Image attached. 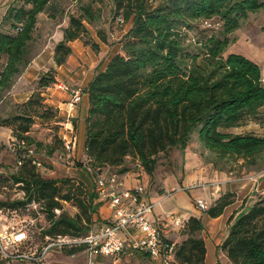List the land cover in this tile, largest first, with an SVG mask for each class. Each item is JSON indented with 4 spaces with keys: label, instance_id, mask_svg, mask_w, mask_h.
Returning <instances> with one entry per match:
<instances>
[{
    "label": "trees",
    "instance_id": "16d2710c",
    "mask_svg": "<svg viewBox=\"0 0 264 264\" xmlns=\"http://www.w3.org/2000/svg\"><path fill=\"white\" fill-rule=\"evenodd\" d=\"M49 2L25 0L24 5L31 8L6 10L0 25V56L6 57L0 72V94L9 91L28 66L37 16ZM112 2L114 22L121 17V25L130 22V27L117 42L119 52L103 70H97L83 91L89 108L81 171L89 188L82 182L77 186L83 190L80 195L73 190L61 195L68 181L47 180L39 175L34 163H38L35 153L40 144L29 133L36 119L49 122L58 115L57 109L44 103L41 92H33L16 114L0 119V127L12 132L11 146L18 163L23 160L10 179L24 193L22 200L0 201V208L14 211L33 202L41 203L50 223L44 238L86 235L106 222L103 218L91 221L99 208L107 207L97 195V175L106 169L118 175L128 173L127 158L135 159L146 175L152 176L157 156L172 149L184 151L194 133L202 147L218 160L239 159L254 165L264 154V135L229 132L250 120L264 127V116H260L264 109V67L242 55L225 53L231 44L230 36L250 15L264 10V0ZM54 17L52 14L51 19ZM98 17L92 3L68 14L62 40L54 48L57 67L71 55L70 43L85 38L86 24L94 23ZM212 20L219 24L216 32L201 27L202 22ZM3 22L9 24L11 32L2 31ZM55 73L51 68L43 74L38 89L54 87ZM60 141L64 150L61 138ZM85 163L90 171L83 168ZM235 200L232 193L222 194L206 215L211 219L220 217ZM72 201L85 216V227L81 216L70 218L61 213L54 220L62 209L61 202ZM243 209L228 221V234L217 247L218 256L223 253L225 261L219 259L215 264H264V195L258 194L252 205ZM203 231L201 218L191 217L186 232L189 237L178 249L163 238L167 246L173 245L170 264H205L204 241L195 236ZM80 251L77 248L67 253ZM15 261L0 256V264Z\"/></svg>",
    "mask_w": 264,
    "mask_h": 264
},
{
    "label": "rangeland",
    "instance_id": "374dc122",
    "mask_svg": "<svg viewBox=\"0 0 264 264\" xmlns=\"http://www.w3.org/2000/svg\"><path fill=\"white\" fill-rule=\"evenodd\" d=\"M24 1L25 0H2L0 2V7L3 8V12H6L9 7L20 8L24 6L26 9L32 7L31 5H24ZM88 3H92L93 9L97 12L99 17L94 23L86 24L88 35L76 42L78 49L82 51L80 59L83 66L86 68L85 70L105 59L106 54H95L97 53L96 51L99 50V45L103 48H112L116 45V49L119 50V43L117 42L127 32L130 22L124 23V25L119 24L118 21L114 22L115 8L112 0H50L45 10L37 16L35 31L33 32L34 38L29 45L28 59H32L37 55L45 43L46 54L44 58L46 59L49 57V54L53 57L54 48L62 37V30L68 25V14L75 12L78 8ZM52 14L55 16L54 19H51ZM200 25L202 28L210 31L214 30L216 32L219 29L217 20L202 22ZM2 26V31L11 32L8 23L3 22ZM58 26H61L60 29H58ZM57 29L60 30L61 33H57ZM100 33L105 37V41L101 40ZM230 40L231 44L226 49V54L242 55L260 67H264V10L250 15L240 28L230 36ZM96 43H98V45ZM68 59L70 60L71 58H67L66 64L69 63ZM81 61H79V63ZM45 73L46 72L40 71L39 74L36 72L33 74V79H29V81H32L29 86V91L32 93L41 92L44 103L53 107L51 102H56V97L61 92L57 91L52 85L45 90L38 89V81ZM61 81L64 80L61 79L59 82ZM16 83L17 80L13 84L15 85ZM62 83L67 85L66 82ZM23 86L24 87L20 86L19 90H15V92L19 94L28 93L26 85ZM25 88L26 92L23 91ZM10 91L11 90L4 91L0 94V118H8L16 114L19 106L22 105L10 100V95L8 94ZM80 104V108L78 107L80 112L77 117V130L74 137L77 155L70 157L62 148V143L60 141L62 129L60 123L62 121L59 119L58 115L56 119L49 122L36 119L29 133L34 142L40 144V147H38L35 153V159L39 163V166H37L39 175L47 180H66L69 182L63 185L61 195L66 194L69 190H73L75 194L80 195V192L83 190L77 186L78 184H82V182L89 188L86 177L81 171V162L84 160V116L87 107L84 97ZM260 116H264V109L261 110ZM74 127L75 124L72 123V128ZM1 132L2 131H0V133ZM229 132L233 134L252 133L262 136L264 135V127L260 125L259 121L250 120L243 126L230 130ZM11 143L12 141L6 145H0V201L22 200L24 198V193L20 189L21 187L15 185L10 179L11 174H15L19 171L23 161L20 159L21 164L18 163L19 160L17 156H15ZM125 165L129 170V174L135 176L134 178L140 177L141 183L143 185H148V190L151 195L154 198H158L159 201L166 198L167 194L173 193L168 199L170 201L164 204L165 208H168L167 205L169 203H175V198L178 194H182L186 198L187 203L190 205V209L182 208L176 213H173L171 210L167 213H163V215H161L162 217H160L163 218L161 224L166 226L161 230L162 234L166 240L175 244L176 249H178L189 237L186 233L189 219L197 213H202L198 210L196 201L190 197V194H197L204 190L206 186L205 182L213 180L212 178L215 179L216 176V179L223 182L220 183V186L222 184L225 186L231 184L233 181H242L243 178L254 176L258 186L255 187L253 191V202L258 194L264 195V154L257 159L254 165L239 159L218 160L216 156L202 147L195 133L192 135L184 151L172 149L158 155L152 176L146 175L139 163L133 158H127L125 160ZM114 170L118 171L119 169ZM191 176L192 178L195 177V179L190 180ZM241 186H244V184ZM246 188L252 189V185H248ZM231 190L229 186L224 187L220 195L232 193ZM232 194L236 196L235 193ZM82 196L81 194V197ZM247 199L248 196L245 198V201H247ZM165 200L166 199H164V201ZM245 204L246 202L242 203L238 210L244 208ZM61 207L62 209L56 213L54 220L57 219L59 214L64 213L70 218L81 216V225L83 227L87 225L85 216L78 209L75 201L68 203L61 202ZM42 208L43 205L36 202L26 206V208L14 211L7 208H0V231L6 228H8L9 231L12 228L15 230L22 228L29 230L32 238L30 243H27L26 247L34 251L35 248L45 244L43 232L50 227V223L45 213H43ZM171 214H173V219L171 218ZM105 216V209L99 208L98 212L91 216V221L94 222L99 218H105ZM176 218L182 222L181 225H175L174 222ZM205 224H207V221H205ZM208 227L207 224L206 231L195 234L196 238L211 239L212 242L216 241L219 236H214L212 229ZM208 245L210 246V244ZM209 252L210 258L208 259V263H210L211 258L215 257L210 249ZM70 256L71 255L66 251L63 252L54 249L38 262L15 261L13 264H83V258L80 253H76L74 258ZM221 260L225 261L223 256ZM114 261H116L115 264H151L146 257L137 258L136 256L133 258L127 257L124 254L118 256L116 260L114 258L100 259L99 264H114Z\"/></svg>",
    "mask_w": 264,
    "mask_h": 264
},
{
    "label": "built area",
    "instance_id": "2783aa9c",
    "mask_svg": "<svg viewBox=\"0 0 264 264\" xmlns=\"http://www.w3.org/2000/svg\"><path fill=\"white\" fill-rule=\"evenodd\" d=\"M118 23L123 24V19L118 18ZM56 89L68 94L67 101V119L62 128L64 135L61 137L64 144V151L70 157H73L74 129L70 121V114L81 102L82 91L71 88L62 82L56 81ZM32 154V151H29ZM39 166V163H34ZM84 164L83 168H87ZM89 171L91 169L87 168ZM99 170H94L98 172ZM140 181V177H137ZM96 191L98 197L106 201L107 207L112 211L113 217L102 223L98 227H93L88 234L73 237L69 235L44 238L45 244L38 248H27L32 238L29 230L24 228L10 231L6 228L0 231V256L5 260L38 262L51 250L58 249L69 251L80 248L85 255V264H99L103 258L116 259L121 254L127 257L141 255L146 257L151 264H170L173 261V245L167 246L163 241V236L157 226L149 219L155 206L158 203H149L145 196L147 195L146 186L141 182L135 188H125L119 175L102 170L97 175ZM173 193L166 195L169 199ZM198 210L206 213L209 205L202 201H196ZM172 219L174 218L171 215ZM175 225L179 226L182 222L176 218ZM32 245V244H31ZM76 253L71 254V258Z\"/></svg>",
    "mask_w": 264,
    "mask_h": 264
},
{
    "label": "crops",
    "instance_id": "0c3cea01",
    "mask_svg": "<svg viewBox=\"0 0 264 264\" xmlns=\"http://www.w3.org/2000/svg\"><path fill=\"white\" fill-rule=\"evenodd\" d=\"M1 1L2 0H0V2ZM4 14H5V11L3 12V8L0 7V25L2 23V19H3ZM58 27H59L58 29H60L61 26H58ZM58 29L56 30L57 33L60 32V30H58ZM61 40H62V37L60 38L59 42ZM77 41L70 43L71 55L68 58H71V59L70 60L68 59L69 63L68 64L65 63L64 65H62L60 67H57L55 65V63L53 61V57L51 54H49L48 55L49 57H47L46 59L44 58V55L46 54V46H45L46 43L43 44V47L40 50V52L30 60L26 69L16 79L17 83L15 85L14 84L12 85V88L10 89L11 91L8 93L10 95V100L12 102L19 103V104L25 103L32 94V92L29 91V86L32 83V81H29V79H31V78L33 79V74L35 72L37 74H39L40 71L47 72L51 68H53L56 71V73H55L56 81L59 82L62 79L64 81H61V82H66L67 85H69V86L72 85L71 88L72 87L79 88L83 92L85 90V88L87 87V85L90 83V81L94 78L97 70H103L105 68L106 64L108 63V61L110 60V58L119 52V50L116 49V45L113 46L112 48H107V47L103 48L99 45L98 46L99 50H97L96 51L97 53H95V54L96 55L99 53H100V55L106 54L105 59L103 61H99L98 63H95L91 68H88L87 70H85L86 68L83 66V63L80 59L82 51H80V49H78V45L76 44ZM96 44L98 45V43H96ZM79 61H81L80 62L81 64L79 63ZM5 64H6V57L0 56V72L3 70ZM78 84H79V86H78ZM23 85H26L28 93H23V94L16 93L15 90H19L20 86L24 87ZM26 88L23 90L24 92H26ZM56 90L59 91L58 89H56ZM83 97L86 99V104H87L86 113L84 116V118H85L84 121H85L86 117H87L88 108H89V101H88L87 95L82 93L81 102L83 100ZM68 98H69L68 94H66L65 92H61L56 97V102H54V101L51 102L52 106L55 109H57L59 112L58 116H59V119H61V121H62L60 123V125H61L60 127H62V125L65 124L66 119H67V114H68L67 101H68ZM80 103L77 105V107L74 109V111L71 112V114H70V121L75 124V127L73 128L74 129V134L72 135L73 138L75 137V133L77 130V117H78V113L80 112V109H79L81 106ZM0 119L2 120L5 118H0ZM84 126H85V124H84ZM0 131H2L0 133V145H6V144L10 143L11 141H13L12 132L10 129L0 127ZM63 131L64 130L62 128L60 138L64 135ZM85 139H86V136H85ZM84 145H85V141H84ZM73 155H77V150H76L75 144L73 145ZM132 176L133 175L132 174L130 175L129 172L126 174L119 175V178H120L121 182L123 183V185L125 186V188H128V189L135 188L136 186H138L140 184L141 180L139 181L137 179V177L134 178L135 176H133V177ZM216 178L217 177L215 176V179L212 178L213 180H210L209 182H205L206 186H205L204 190H202V191L199 190L200 192H198L197 194H190V197L193 198L194 201L202 200V201L206 202L209 206H211L221 196L220 194L223 192L224 187L229 186V189H232L231 190L232 193H235L237 196L235 202L231 206L227 207L223 211V214L218 218L211 219L206 215V213H199V214L197 213L198 215L196 214L193 216V217L201 218L202 223L204 225V231H206L207 224H208V226H209L208 228L212 229L213 235L219 236L217 238V240L214 242H212L211 239L206 240L203 238V241L205 244V249H206L205 261H204L205 264H215V263H217V261L219 259H221L222 256L224 257L223 253L220 254L222 256H220V255L218 256L217 247L223 242V240L225 239V237L228 234V221L230 220L231 216L236 211H238V209L242 205V203L246 202L243 210H246L248 207H250L252 205L253 200H254L253 191H254V188L258 186V184H256V180L254 179V176H249V177L243 178L242 181H233L231 184H228L225 186L223 184H222L223 186L222 185L220 186V183H223V182H220ZM193 179H195V177L192 178V176H191L190 180H193ZM243 184H244V186H241ZM248 185H252V189L246 188V186H248ZM145 186L147 189V195L145 196L146 200L149 203H154V204L158 203V205L155 206V208H154L152 214L150 215L149 219L155 226H157L159 228V230L162 234L161 230H163V228L166 226L164 224H161V221L163 219V218H160V217H162L161 215H163V213H167L168 211H171V210L173 213H176L179 209H182V208L190 209V205L187 203L186 198L182 194H178V195H176L175 203H169L167 205L168 208H165L164 204L168 203L170 200L167 199L165 201H159L158 198H154L151 195V193L148 190V185H145ZM226 189H228V188H226ZM247 196H248V199H247V201H245V198ZM104 209H105V215L106 216L103 219L104 220H110L113 217L112 211L108 207H106ZM239 213H237V215ZM171 215H173V214H171ZM205 221H207V224H205ZM162 236H163V234H162ZM163 238H164V236H163ZM208 244H210V246ZM209 249L215 255L214 258L210 259V263H208V259L210 258ZM80 255L83 258V264H85L86 263L85 255L82 253H80ZM142 257H144V256L137 255V258H142ZM115 263H116V261H114V264Z\"/></svg>",
    "mask_w": 264,
    "mask_h": 264
}]
</instances>
